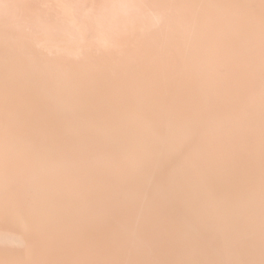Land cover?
<instances>
[{"label":"bare ground","instance_id":"obj_1","mask_svg":"<svg viewBox=\"0 0 264 264\" xmlns=\"http://www.w3.org/2000/svg\"><path fill=\"white\" fill-rule=\"evenodd\" d=\"M81 2L0 0V179L11 178L1 161L18 145L19 155L35 156L36 171L53 168L35 175L42 188L31 186L29 173L22 179L26 170L5 188L22 198L0 201V264L16 250L21 263L108 264L109 245L122 259L129 251L133 264H156L162 250L172 256L165 264H199L192 250L199 244L208 245L204 264H264V169L254 170L264 165V111L253 115L247 85L250 74L264 73V0ZM79 9L91 16L78 18ZM87 26L95 30L85 34ZM230 26L238 31L233 42ZM47 46L57 49L41 57ZM224 111L232 112L222 120L228 125ZM210 130L214 143L202 140ZM51 146L59 161L45 160ZM162 146L168 161L156 168ZM238 169L243 185L227 186L224 175ZM148 184L154 191L144 195ZM115 185L121 190L111 191ZM69 192L72 201L54 206ZM187 196L193 204L184 207ZM127 199L132 209L119 210ZM223 201L225 213L215 206ZM142 208L150 209L132 219ZM201 209L212 222L206 232L195 228ZM19 210L33 214L26 233L14 219ZM168 210L177 211L175 231L153 234L150 219ZM61 219L54 230L41 226ZM161 238L174 243H150Z\"/></svg>","mask_w":264,"mask_h":264},{"label":"rangeland","instance_id":"obj_2","mask_svg":"<svg viewBox=\"0 0 264 264\" xmlns=\"http://www.w3.org/2000/svg\"><path fill=\"white\" fill-rule=\"evenodd\" d=\"M90 1V0H89ZM92 1V0H91ZM87 2H88V0H82V2H81V5H82V7L83 6H85L86 4H87ZM91 12V10L89 11V13ZM88 14V12L87 13H81V9H79L78 11H77V13H76V15H77V17L78 18H85V17H89V16H91V14H89V15H87ZM237 15V14H236ZM242 16L243 15H238L237 17L238 18H242ZM79 21H81V20H78L77 21V23H79ZM77 23H75L76 24V26H77ZM95 30V28H92L91 26H87V27H83V31L85 32V34L87 33V32H92V31H94ZM230 31L232 32V35H231V38H229L230 39V41L231 42H233V40L234 39H236L237 37H236V35L238 34V31H237V28L236 27H234V26H230ZM235 35V36H234ZM234 36V37H233ZM85 40V39H84ZM87 40V39H86ZM89 41V40H88ZM53 42H55V41H52V43ZM44 44V43H43ZM54 44V43H53ZM51 46H52V44H51ZM249 46H250V44H248V45H246V46H244L243 48H242V51L243 52H248L247 50H249ZM55 48H56V46H54ZM253 47V49H255L254 48V46H252ZM55 48H51V49H48V46L46 47V49L45 48H40L38 51L39 52H41V51H43V54L41 55V57L43 56L44 58H46V52L44 51V50H46V51H48L49 50V52H51L52 53V51L53 50H56ZM52 50V51H51ZM50 53V54H51ZM253 53H255V52H253ZM234 58H235V56H234ZM235 59H237V58H235ZM242 72H241V75H243V76H247V74H246V72H250V69L248 68V67H245V68H242ZM251 75V77L253 76V80L251 79V81H250V83L249 84H247L248 85V91L249 90H255V95H252L251 96V98H250V106H249V108H251V110L252 111H255V113L253 114L254 116H261L262 114H263V111H264V91L261 93V90H262V85L264 86V73L263 72H259L258 71V73H257V75H255V73H253V74H250ZM258 78V79H257ZM243 81H244V77H243V79H242ZM263 81V82H262ZM257 83V84H256ZM247 96V95H246ZM31 104H33V103H31ZM41 106V108H39ZM44 107V105H43V103H41V104H39L38 103V106H37V108L38 109H42ZM220 107H226V105H221ZM236 109V108H235ZM232 115V112H230V111H227V112H223V116L221 117L222 119H221V121L222 120H229L228 118H229V115ZM227 117V118H226ZM250 118V117H249ZM157 122H160V120H158ZM223 122V125H228L229 123H230V121H228V122H224V121H222ZM168 123V122H167ZM166 124V123H165ZM209 127H211L212 128V126H209ZM254 128L255 129H257V127L256 126H254ZM3 130H5V129H3ZM119 130V129H118ZM13 136V138H12V140L13 139H16L17 138V135H18V133H16V135H14V134H12ZM213 137H215V138H217L215 135H214V133H213V131H211L210 130V134L208 135V136H202V140H204V139H208V141L209 142H211V143H214V142H216V141H214V139H213ZM252 137V136H251ZM235 139H237V140H239L238 139V137H237V135H236V137H235ZM213 140V141H212ZM216 140V139H215ZM255 140L256 139H253V138H251L247 143H246V145H248L249 147L251 146V147H253V145H254V143H255ZM204 142V141H203ZM206 142H204L203 144H205ZM19 146V145H18ZM18 146H15L14 148H15V151L14 150H12V157H9L8 156V159H5V160H2L1 161V163H2V165H4V166H6V168H7V170H8V174L7 175H9V176H11V178L9 179H6L5 181L6 182H1V179H0V201H5V200H8V199H11V200H18V199H20V198H22V194H14L13 192H11V191H6L5 192V188L6 187H8L9 186V184L10 185H12V182H15L16 181V178H18L22 173V171L23 170H26L24 173H25V175L23 176V178L22 179H24L25 178V176L29 173V176H30V174H31V176H32V184H31V186L32 187H37V189L38 188H42V184H40L39 183V181L38 182H36V180H35V175H37V173L38 174H41V173H43V172H45V173H51V171L53 170V168H51V169H49V167H47V166H43L42 168H41V170H38V171H36V165H35V156L34 155H28V156H23V155H19V150H20V147L18 148ZM164 146V145H163ZM161 147V151H160V153L158 154V156H157V158L155 159V161L156 162H154L155 163V165H154V167H156V168H163V166H165V163L168 161V158H167V155H166V153L164 152V147ZM54 147H56V146H54ZM54 147H52L51 146V148H53V149H51V151L46 155V157H45V160L47 161V160H58L57 159V157H59V155H58V152H53V150H55L54 149ZM236 147V145H233L232 144V146H231V148L229 149V151L230 152H232L233 150H234V148ZM237 147H239L238 145H237ZM243 147V146H242ZM57 148V147H56ZM167 148V147H166ZM235 149H237V148H235ZM252 149V148H251ZM13 151H14V153H13ZM229 151H228V153H227V155L228 154H230L229 153ZM141 155H142V157L144 158V159H149V158H151V155H148V153H147V151H141ZM182 159H184V158H182ZM59 161V160H58ZM162 162V163H161ZM122 164H126V165H128L129 163L127 162V160H124L123 162H121ZM185 163L187 164L188 162H183V163H181L182 165H185ZM162 164H163V166H162ZM249 164V163H248ZM9 166H10V168H9ZM92 165H91V163H89V164H87L86 166H85V168H89V167H91ZM247 165L245 164V167H246ZM93 167V166H92ZM153 167V168H154ZM244 167V169H247V170H252V169H248V168H245ZM59 168H60V164H59V166H58V170H59ZM97 168V167H96ZM263 169H264V165H262V164H259L254 170H257V171H263ZM86 170H88V169H86ZM226 170H228V169H226ZM225 170V171H226ZM241 170L242 169H238V171L237 172H232L231 174H225L224 175V182L226 183V185L227 186H230V187H232V184L234 185L235 183V188L237 187H241V185H243V183L241 182V176H242V174H240L241 173ZM160 171H161V169H160ZM0 173H1V171H0ZM21 173V174H20ZM44 173V174H45ZM70 173H73V171H71ZM115 174H118V173H115ZM253 175V174H252ZM116 177H120L119 175H116ZM153 177V176H152ZM74 178L75 177H72V178H68L67 180H66V185L67 186H69L70 188L72 187H74L73 185H75V183H76V180L75 181H73L74 180ZM222 180H223V178H222ZM141 182L142 181H148V179L147 180H140ZM140 181H138V182H140ZM234 181V182H233ZM231 182H233V183H231ZM149 183H151V182H149ZM141 184H143V183H141ZM95 186V185H94ZM116 187H113V189H111V191H113V190H115L116 188H117V190H121V187H119L118 185H115ZM153 184L151 185V184H148V185H145L144 187H143V190H147V191H144L142 194H147V193H149L148 192V188L150 187V189L152 188L153 189ZM139 187H141V186H139V183H135V186L134 187H132V189H135L136 191H138L137 193H134L133 195L136 197V196H138V195H141L140 194V192H141V190L142 189H139ZM103 189H104V187H103ZM42 190V189H41ZM40 190V191H41ZM154 191V189L152 190V192ZM13 194V196L12 197H10L11 195ZM232 195V194H231ZM131 196V195H130ZM192 197V196H191ZM130 197H128V199H129ZM185 198H188V199H184V201L182 200L181 201V204L182 205H184V207H189L190 205H192L193 204V202H192V199L191 198H189L188 196L187 197H185ZM61 199V197L57 200V201H55V203H54V206H59L62 202H63V204L64 203H67V202H70V201H72L73 199H74V195H72V192H69V193H65L64 195H63V198L62 199H64L63 201H61L60 200ZM128 199L127 200H125V201H122L123 202V204L122 205H117L118 207H119V210H129V209H132V208H128V205L126 206V204L125 203H127V204H129L130 202L128 201ZM56 200V199H55ZM51 201V200H50ZM49 201V202H50ZM47 202V201H46ZM120 202V200H116V201H114V202H112L111 203V206H113V205H116L117 203H119ZM229 202H230V200H229ZM137 203V202H136ZM148 203H151V201H149V202H146V204H148ZM222 203V204H221ZM219 202V203H217L215 206H216V209H217V211L219 210V212L222 210V212L221 213H225L227 210H228V208L229 207H226V206H228V205H226V203L223 201V202ZM145 206V202H140V204H138V205H136V204H132L131 206H134V207H137V206ZM226 205V206H225ZM109 206V205H108ZM110 206V207H111ZM121 206V207H120ZM225 206V208L224 209H222V207H224ZM240 205H237V206H231L230 208H232V210H233V208L235 209V212L231 215V216H233L236 212H238V210H241V209H239L238 207H239ZM220 207H221V210H220ZM237 208V209H236ZM149 209L150 208H142L141 209V211L140 212H138V215L139 216H137V217H133L132 219H134V220H138L137 218L138 217H142L145 213H147L148 211H149ZM205 210V209H204ZM59 212H60V209L58 210ZM57 211V212H58ZM202 211V212H201ZM201 211H199L198 213H196L197 215H199V217H203L202 219H201V221H200V223H197V226L195 227L196 229H202V230H200V231H204V232H206V230H207V228L206 227H208V225L209 224H211L212 222L210 221V220H206V219H204V218H206L207 217V215H205V212H203V210L201 209ZM21 211L19 210V212H18V215H16V213L14 214L16 217H14V219L16 220L15 222H17V223H19L21 226H22V228H21V232H24V233H26L27 231H28V229L30 228V225L29 224H33V222H34V219H33V217H32V215L33 214H31L30 212L29 213H27L24 217L23 216H19V213H20ZM58 212V213H59ZM190 213V212H189ZM201 213V214H200ZM166 214H168V215H166ZM176 214H177V211H170V210H168L167 211V213H165L164 215H162V216H159L158 218L156 217V216H154L153 218H151L150 219V222L154 225V228H155V230L153 229L152 230V233L153 234H155V235H165V234H171V233H173L174 231H172V228H174V227H172V225L170 224V218H172L171 217V215H175L176 216ZM170 215V216H169ZM219 215V214H218ZM222 216H223V214H221ZM2 217H3V213H1L0 212V221H1V219H2ZM63 221V219H61V220H59V221H57V222H53V221H47L46 220V225L44 224L45 222H43V220H42V223H41V226H44V227H47V228H49L50 230H54L55 229V227L60 223V222H62ZM161 222L163 223V224H161ZM174 224V223H173ZM174 225H176V224H174ZM1 226V225H0ZM84 228V225H82V227H81V229H83ZM160 229V230H159ZM176 230H178V229H176ZM192 231L194 232V229H192ZM199 233V232H198ZM62 235H64V233H62ZM62 235H61V237H62ZM171 237V236H170ZM163 243V245H169V244H173L174 243V239L173 238H170L168 241H163V239L161 238L159 241H155L154 242V240H151V244L152 245H159L158 243H160V244H162L161 242ZM135 242L137 243V246H139V242H137L136 241V239H135ZM157 243V244H156ZM29 246H31L32 247V242H29ZM205 245L204 244H199V245H195L194 247H193V249L192 250H194L196 253L197 252H199L198 253V255L194 258V259H196L195 260V262H199V264H204V263H206L207 262V259L205 258V255H204V253L206 252V251H204V250H206V248H207V250H208V245L206 244V246L204 247ZM31 249V248H30ZM108 249H109V253L110 252H112L114 255H112L111 253H110V255H112V257L110 258V261H112V263L111 262H108V264H133V263H131V253L128 251V254H129V256H127V258H125V259H122L121 258V256L119 255V253H118V248H114V246H113V248H112V245H109V247H108ZM111 250V251H110ZM105 251H107V250H105ZM163 251V250H162ZM162 251H160L159 253H156V255H155V261H156V264H157V262L159 261V259H161V261H163V260H165V261H163L161 264H165V262H169V261H171V259H169L170 257H172L171 256V254H166L164 251L162 252ZM202 251L204 252V253H202ZM35 252V251H34ZM213 252V251H212ZM30 256L32 255V257H33V255H35V254H33V252L30 250ZM32 253V254H31ZM36 253V252H35ZM107 253V252H106ZM165 255H164V254ZM202 253V254H201ZM20 253L18 252V250H16L15 251V253L13 254L14 256L13 257H11L8 261H7V263H5V264H30V263H32L31 262V260L29 261V257L27 258L26 257V259H24V261L22 260V263L20 262V261H18V259H14L15 258V256H18ZM96 254L97 253H94L93 254V256L94 257H92V259L93 258H95L96 257ZM162 254H163V256H162ZM161 255V256H160ZM202 255V256H201ZM28 256V255H27ZM36 257V256H35ZM35 257H33L32 259H34ZM31 258V257H30ZM97 258V257H96ZM96 258H95V260H96ZM35 260V259H34ZM94 260V259H93ZM44 262H45V264H46V262H47V260H44ZM103 262V261H102ZM105 263H106V261H104ZM103 262V263H104ZM194 262V263H195ZM200 262H202V263H200ZM33 264V263H32ZM41 264H44L43 262H41ZM78 264V263H77Z\"/></svg>","mask_w":264,"mask_h":264},{"label":"water","instance_id":"obj_3","mask_svg":"<svg viewBox=\"0 0 264 264\" xmlns=\"http://www.w3.org/2000/svg\"><path fill=\"white\" fill-rule=\"evenodd\" d=\"M74 243L76 244V241H74Z\"/></svg>","mask_w":264,"mask_h":264}]
</instances>
